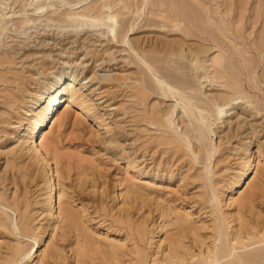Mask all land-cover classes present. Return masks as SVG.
Returning <instances> with one entry per match:
<instances>
[{
  "label": "rangeland",
  "instance_id": "1",
  "mask_svg": "<svg viewBox=\"0 0 264 264\" xmlns=\"http://www.w3.org/2000/svg\"><path fill=\"white\" fill-rule=\"evenodd\" d=\"M0 264H264V0H0Z\"/></svg>",
  "mask_w": 264,
  "mask_h": 264
},
{
  "label": "bare ground",
  "instance_id": "2",
  "mask_svg": "<svg viewBox=\"0 0 264 264\" xmlns=\"http://www.w3.org/2000/svg\"><path fill=\"white\" fill-rule=\"evenodd\" d=\"M110 25V24H109ZM211 49V48H210ZM94 75L92 77H90L88 79V82H92L93 79H94ZM56 79V83L51 87V88H48V89H45L44 92H42L41 96H39L38 100L37 101H41L42 99H44V95L47 94V97L45 98H48V95H50L54 90V91H58L57 94H55L54 96H50L48 98V100H50V102L48 103L47 107L45 108V110H43L44 112L40 115H38L36 118H38V120L36 119H32L33 121V124H34V132L33 134L30 136V138H28L26 141L27 142V147H29V151H31V153H33V156L35 154L36 158L37 156L39 157V160L41 159L42 161H47V151L46 150H41V144L40 143H36L37 142V138L39 136V133H40V130L42 131V129L50 123V120L53 118H51L49 120V118L51 117V115L53 114V108L57 105H59L60 103H64L67 101L70 102V101H73L72 99H75V96L77 94V91L73 90L75 89L74 87V83L76 82V77L73 75L72 77H69L68 80H64V78H60V77H56L54 78ZM63 87V88H62ZM84 89L83 86H80V89ZM173 93V92H172ZM171 93V94H172ZM40 95V94H39ZM12 100V99H11ZM5 102V101H4ZM80 102V101H79ZM37 104V103H36ZM83 105V103H82ZM50 106V107H49ZM83 107V106H82ZM224 112V111H223ZM219 113H222V112H219ZM49 120V121H48ZM187 132V131H185ZM110 141V140H109ZM108 141V145H111V141L109 142ZM107 145V146H108ZM32 155V154H31ZM40 160V161H41ZM51 162V161H50ZM44 163V162H43ZM49 163V162H48ZM251 165H249L250 167ZM251 168V167H250ZM249 168V169H250ZM249 171V170H248ZM246 173V171L244 172ZM242 175V174H241ZM245 174H243L242 176H244ZM54 185L52 184L51 185V189H52V192L54 191ZM52 203H53V197L50 201V205H51V210L50 212L52 211L53 207H52ZM76 223V222H75ZM75 226V225H74ZM25 257V256H24Z\"/></svg>",
  "mask_w": 264,
  "mask_h": 264
}]
</instances>
